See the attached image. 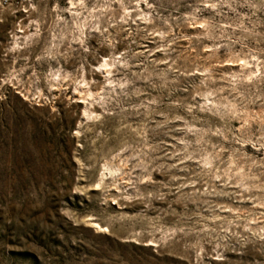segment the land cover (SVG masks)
Instances as JSON below:
<instances>
[{"label": "rangeland", "instance_id": "374dc122", "mask_svg": "<svg viewBox=\"0 0 264 264\" xmlns=\"http://www.w3.org/2000/svg\"><path fill=\"white\" fill-rule=\"evenodd\" d=\"M0 264H264V0H0Z\"/></svg>", "mask_w": 264, "mask_h": 264}]
</instances>
